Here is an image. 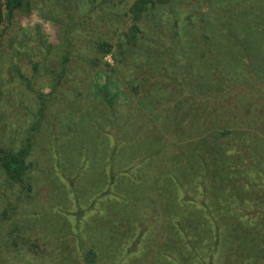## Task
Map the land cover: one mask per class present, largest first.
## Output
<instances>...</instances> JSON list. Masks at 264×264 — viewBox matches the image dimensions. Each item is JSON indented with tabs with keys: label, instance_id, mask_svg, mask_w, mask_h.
<instances>
[{
	"label": "trees",
	"instance_id": "obj_1",
	"mask_svg": "<svg viewBox=\"0 0 264 264\" xmlns=\"http://www.w3.org/2000/svg\"><path fill=\"white\" fill-rule=\"evenodd\" d=\"M54 2L70 20L49 18L60 26L53 88L45 95L27 85L40 107L21 147L0 138L7 178L33 191L36 134L57 101L80 125L74 102L85 94L109 109L122 96L137 97L148 118L107 117L101 129L128 128L153 146L150 163L170 189L173 218L210 252L203 264L228 253L232 264H264V0ZM32 9V0H0V16L10 22ZM40 15L48 18L43 9ZM53 48L44 45L46 67ZM238 89L244 95L231 98ZM158 221L149 220L151 229ZM229 240L234 252L225 248Z\"/></svg>",
	"mask_w": 264,
	"mask_h": 264
},
{
	"label": "rangeland",
	"instance_id": "obj_2",
	"mask_svg": "<svg viewBox=\"0 0 264 264\" xmlns=\"http://www.w3.org/2000/svg\"><path fill=\"white\" fill-rule=\"evenodd\" d=\"M32 4L31 13L18 12L12 22L0 16V113L6 115L0 138L5 144L17 141L18 147L34 122L31 115L40 107L27 85L45 95L53 88L50 71L58 66L60 26L49 18L70 20L55 8L54 0H32ZM42 9L47 19L40 15ZM49 43L57 49L53 48L46 67L44 45ZM105 62L114 64L111 55ZM104 70L111 74L107 67ZM242 95L238 89L231 98ZM83 98L74 102L80 125L57 100L44 114L46 126L36 134L31 157L36 165L32 192L26 193L0 168V264L211 261L204 245L190 239L173 218L170 189L150 163L153 146L128 128L101 129L107 117L148 118L150 111L134 96H122L114 109L91 102L89 94ZM154 219L161 226L151 229L149 220ZM229 243L225 248L234 252V242ZM228 257L217 264H232V253Z\"/></svg>",
	"mask_w": 264,
	"mask_h": 264
}]
</instances>
